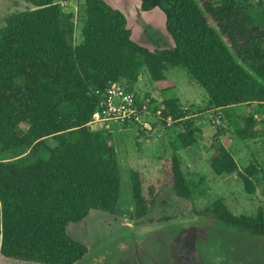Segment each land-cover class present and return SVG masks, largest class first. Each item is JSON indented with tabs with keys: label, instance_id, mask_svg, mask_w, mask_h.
Returning <instances> with one entry per match:
<instances>
[{
	"label": "trees",
	"instance_id": "16d2710c",
	"mask_svg": "<svg viewBox=\"0 0 264 264\" xmlns=\"http://www.w3.org/2000/svg\"><path fill=\"white\" fill-rule=\"evenodd\" d=\"M32 6L8 14L0 27V255L40 264H77L89 247L68 225L91 210L115 213L121 175L113 136L91 120L109 81L134 90L143 70L158 91L175 88L168 71L184 68L206 93L199 111L221 112L241 140L264 136L256 109L264 106V0H140L161 10L173 50L151 51L132 39L125 14L105 0H79L80 42L74 15L58 0H25ZM178 98L161 101L181 129L178 146L192 164L206 162L218 175L237 173L244 190L264 182V164L240 170L229 150L232 136L216 132L202 152L194 115ZM197 116V117H196ZM212 121V120H211ZM239 121L241 125L239 124ZM25 128L21 133L18 127ZM52 138L54 146L47 144ZM198 147V148H197ZM162 180L191 198L179 157H161ZM129 178L134 217H144L158 194L138 170ZM204 213L246 235L264 238V211L233 215L220 199Z\"/></svg>",
	"mask_w": 264,
	"mask_h": 264
},
{
	"label": "rangeland",
	"instance_id": "374dc122",
	"mask_svg": "<svg viewBox=\"0 0 264 264\" xmlns=\"http://www.w3.org/2000/svg\"><path fill=\"white\" fill-rule=\"evenodd\" d=\"M58 1L74 15V42L77 44L81 22L79 0ZM105 1L125 14L135 42L151 51L173 50L161 10L142 11L140 0ZM29 8L32 6L25 0H0V27L8 14ZM166 75L175 82V88L156 90L148 72L143 70L138 91L152 94L159 102L178 98L183 105L198 107L194 115L200 116L196 127L200 129L198 146L202 152L207 151L213 136L222 140L216 132L224 129L233 138L229 150L240 170L256 162L264 164V136L239 139L233 128L226 125L223 115L218 116L219 111H199L206 104L207 96L200 86L191 82L186 69L180 67ZM255 110L264 116V106ZM257 126L264 129V122H258ZM24 128L21 125L17 130L21 133ZM180 129L179 125L152 130L134 125L125 128L111 125L107 129L114 139L121 175L118 207L113 214L91 210L81 222L68 225V233L89 247L87 256L77 264H264V238L224 226L204 213V209L217 199L222 200L233 215L254 216L259 206L264 211V182H259L256 191L248 194L237 173L218 175L206 162L194 165L180 149L179 160L191 185V198L177 196L161 179L159 160L180 148L176 139ZM46 142L50 146L55 144L52 138H47ZM2 158L7 155L0 153ZM130 169L141 173L144 190L151 181L158 187L154 204L142 218L134 217ZM0 264L40 263L16 261L0 255Z\"/></svg>",
	"mask_w": 264,
	"mask_h": 264
},
{
	"label": "built area",
	"instance_id": "2783aa9c",
	"mask_svg": "<svg viewBox=\"0 0 264 264\" xmlns=\"http://www.w3.org/2000/svg\"><path fill=\"white\" fill-rule=\"evenodd\" d=\"M100 99L93 113L89 126L110 128L116 125L121 128L132 125L148 130L166 128L175 120L170 115H164L161 102L154 97L138 95L134 90H128L118 81H109L102 91H96ZM221 117V112L218 113ZM256 111L253 116L264 122V116Z\"/></svg>",
	"mask_w": 264,
	"mask_h": 264
},
{
	"label": "crops",
	"instance_id": "0c3cea01",
	"mask_svg": "<svg viewBox=\"0 0 264 264\" xmlns=\"http://www.w3.org/2000/svg\"><path fill=\"white\" fill-rule=\"evenodd\" d=\"M140 88V84H139V80H138V83H137V85H136V87L134 88V91L138 94V95H140V96H142V95H146V96H151V97H154L155 98V96H153L152 94H149V93H147V92H140V91H138V89ZM140 90V89H139ZM255 105H252V112H254V111H256L255 110ZM261 113V112H260ZM154 129H156V128H154ZM201 146V145H200ZM199 147V146H198ZM197 147V148H198ZM204 147V146H203ZM202 146L200 147L201 149L203 148ZM181 148H179L177 151H175V152H173V153H175V154H177V156L179 157V158H181L180 156V153H179V150H180ZM204 149V148H203ZM182 150V149H181ZM168 156V155H167ZM164 157H166V156H164ZM162 179V178H161Z\"/></svg>",
	"mask_w": 264,
	"mask_h": 264
},
{
	"label": "water",
	"instance_id": "95a60500",
	"mask_svg": "<svg viewBox=\"0 0 264 264\" xmlns=\"http://www.w3.org/2000/svg\"><path fill=\"white\" fill-rule=\"evenodd\" d=\"M90 128H92V129H96L97 127H96V126H94V127H90Z\"/></svg>",
	"mask_w": 264,
	"mask_h": 264
}]
</instances>
